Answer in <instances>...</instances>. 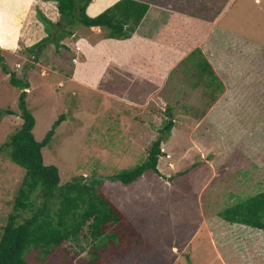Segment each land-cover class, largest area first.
<instances>
[{
	"label": "rangeland",
	"instance_id": "obj_1",
	"mask_svg": "<svg viewBox=\"0 0 264 264\" xmlns=\"http://www.w3.org/2000/svg\"><path fill=\"white\" fill-rule=\"evenodd\" d=\"M14 19L0 15V49L10 71L30 83L27 102L36 119V140L43 141L65 116L43 150L45 164L59 168L63 184L81 177L102 180V193L138 233H126V245L111 243L112 254L102 264H245V259L264 264V231L219 218L221 211L264 193V0H238L228 14L229 30L253 40L256 47H248L251 54L240 38L233 52L246 62L232 60L238 71L224 84L227 91L215 94V104L206 80L198 84L197 76L183 74L191 68L182 65L173 80L167 76L171 68H160L162 78H169L162 92L148 84L140 94L137 68L124 84L111 83L107 51L100 44L91 49L87 40L92 37L84 27L78 29L72 52L45 45L38 61L32 60L26 48L45 38L40 22L33 12L25 22L38 31H26L25 25L15 37ZM100 37L107 39V32ZM13 39L19 48L8 50ZM225 70L219 68L217 75L222 77ZM20 94L0 64V112L15 113L0 120V147L22 124ZM168 108L176 123L162 146L161 176L148 172L131 186L112 181L146 162L170 119ZM24 176V169L0 153V233L14 212ZM92 242L68 243V255L56 251L48 259L32 252L28 262L90 264Z\"/></svg>",
	"mask_w": 264,
	"mask_h": 264
},
{
	"label": "trees",
	"instance_id": "obj_2",
	"mask_svg": "<svg viewBox=\"0 0 264 264\" xmlns=\"http://www.w3.org/2000/svg\"><path fill=\"white\" fill-rule=\"evenodd\" d=\"M41 1L56 3L61 20L54 23L42 10L37 9V19L44 26L47 36L38 44L26 48L32 60H35L39 48L45 50V45H54L72 52L74 47L71 44L77 39V31L81 27L101 28L107 32L108 39H130L150 10V5L145 2L120 0L92 18L87 14V9L93 0ZM4 15L2 11L1 17ZM2 52L0 49L2 70L10 75L12 86L21 90L19 110L22 124L0 147V153H5L12 163L24 169L25 176L15 197L14 212L0 233V264H29L28 256L32 252H41L47 259L56 251L68 255L65 247L68 243L87 238L93 241L89 249L90 264H102L103 259L112 254L111 243L123 242L120 246L126 245L123 236L131 232L136 237L138 233L127 222L124 213L102 193V180L81 177L63 184L59 168L45 164L43 150L51 144L65 116L59 119L43 141L36 140V119L27 102L30 83L26 79H20L18 73L10 71ZM200 57L201 61L196 62ZM187 62H194L195 68L183 64L182 66L191 68L183 70V74L197 76L198 84L206 80L207 87L211 89L208 94H211L215 103V94L223 92L225 86L219 81L209 62L202 57L200 51L193 53ZM5 114L15 115L11 111L0 112V120ZM167 114L170 119L160 130L161 136L152 145L146 162L134 169L120 172L111 178L112 181L131 186L148 172L161 176L159 163L164 155L162 146L170 139L176 123L170 108ZM219 218L235 226L264 231V193L221 211ZM101 245L102 248L99 247Z\"/></svg>",
	"mask_w": 264,
	"mask_h": 264
},
{
	"label": "crops",
	"instance_id": "obj_3",
	"mask_svg": "<svg viewBox=\"0 0 264 264\" xmlns=\"http://www.w3.org/2000/svg\"><path fill=\"white\" fill-rule=\"evenodd\" d=\"M119 1L120 0H93L87 9V14L95 18ZM138 1L149 4L150 10L132 38L127 40H113L107 37V39L101 40L102 38L100 35L103 33L101 28L94 27L89 29L90 37L92 38L87 41L91 45V49L94 50V48L100 44L103 45L107 51L109 62L108 76L111 78V83L114 82L115 84V81H117L118 83L124 84L127 76H132V69L137 68L139 71L137 78L139 79L135 81L143 85V87L139 86L140 94L143 91L146 93L149 87L148 84H150L151 88L161 90L160 92H162L169 78H162L164 73L163 71L161 72L160 68H163V65L171 68L167 76L172 79L175 70L183 64L191 67L194 66L195 68L194 62H187V60L189 61V57L193 53L200 51L202 57L209 62L216 76L219 78V81L224 85L228 79L231 80L235 77L238 71V68H236L237 64H234L232 60L238 58L241 59L237 61L240 60L243 62V60H245L233 52L238 46L240 38L243 40L241 44H245V42L248 43L245 44L244 47L242 46L243 48H245V46H247V50H249L248 47L254 48L255 43L253 40L245 39L241 37L238 32L230 31V26L226 24L228 14L234 6H236L238 0ZM7 4H10V6L7 7ZM37 9L42 10L47 16H53V18L50 19L54 23H58L61 20L57 4L54 2H43L41 0H0V15L3 11L6 17L16 18L14 19L15 23L12 22V28H15V37L18 36L20 32L22 33L21 29L23 30L24 26L27 25L25 21H27V18H29L33 12L36 17ZM92 9H94L95 12H93ZM18 20L20 21L19 23L16 22ZM40 25L45 35L43 37H46L47 34L45 33L44 26L41 23ZM27 26L29 27L26 28V31H35L36 29L38 31V27L35 25L28 24ZM79 32L80 30L77 31V34H79ZM9 43L10 46L8 50L13 51L19 48V42H15L14 39ZM11 46H13V48H11ZM82 47H85V45L83 44L81 48ZM249 51L252 54V51ZM201 59L200 57L196 62L201 61ZM163 60L165 63H163ZM113 67L120 68V74L116 75V70L114 71ZM219 68L226 69L222 77L217 75V70ZM157 70H160V75H158ZM223 76L225 79H223ZM158 82H163L165 85L161 88V85L158 86ZM140 87L143 88V90H141ZM227 89L228 87L226 88L225 86L224 91L218 93L223 94ZM160 95L162 94L160 93ZM112 98L118 97L114 95ZM142 99L145 101L148 100L147 96L142 97ZM127 100L131 101L132 99ZM216 101H218L217 97ZM142 104L145 105V103ZM142 104L136 103V105ZM196 145L201 147V145L197 143ZM234 259H236V257ZM245 260L247 261L245 264H252L251 261Z\"/></svg>",
	"mask_w": 264,
	"mask_h": 264
},
{
	"label": "water",
	"instance_id": "obj_4",
	"mask_svg": "<svg viewBox=\"0 0 264 264\" xmlns=\"http://www.w3.org/2000/svg\"><path fill=\"white\" fill-rule=\"evenodd\" d=\"M41 50H42V48H39V49H38V52H37V54H36L35 61H37V59H38V57H39V54L41 53Z\"/></svg>",
	"mask_w": 264,
	"mask_h": 264
}]
</instances>
